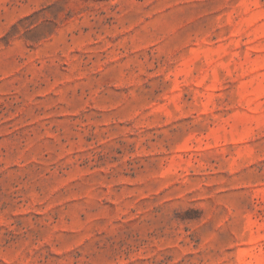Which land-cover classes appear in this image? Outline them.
<instances>
[{
    "label": "rangeland",
    "instance_id": "1",
    "mask_svg": "<svg viewBox=\"0 0 264 264\" xmlns=\"http://www.w3.org/2000/svg\"><path fill=\"white\" fill-rule=\"evenodd\" d=\"M0 264H264V0H0Z\"/></svg>",
    "mask_w": 264,
    "mask_h": 264
}]
</instances>
